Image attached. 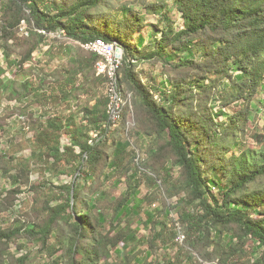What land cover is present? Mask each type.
I'll return each mask as SVG.
<instances>
[{
    "label": "trees",
    "instance_id": "trees-1",
    "mask_svg": "<svg viewBox=\"0 0 264 264\" xmlns=\"http://www.w3.org/2000/svg\"><path fill=\"white\" fill-rule=\"evenodd\" d=\"M171 2L182 24L171 21L141 44L137 32L143 34L147 15L172 19ZM24 21L30 33L20 37ZM53 32L78 43L61 51L70 67L41 68L44 74L18 81L21 72L37 69L26 64L50 44ZM101 37L123 48L117 90L122 85L132 93L136 132L154 138L144 162L151 170L144 173L151 190L145 198L137 196L139 178L132 175L141 170L128 143L98 137L110 130L108 95L67 114L36 115L23 106L44 108L77 97L85 85L79 75L89 80L102 59L81 44ZM2 48L8 67L0 66V91L20 103L15 110L34 134L31 155L0 160L17 185L0 192V213L15 215L9 225L0 221V264H40L27 244L49 256L50 264H191L193 250L218 264H264V133L252 134L258 149L247 145L253 103L264 89V0H0ZM144 62L161 63L164 80L152 76L146 83L138 70ZM7 70L13 78L5 80ZM47 75L57 77V86L46 84ZM101 77L108 84L109 75ZM220 114L224 121L217 120ZM35 170L72 179L32 181ZM111 177L126 189L108 184ZM159 179L163 204L158 215L146 212L152 235L140 237L134 223L141 206L154 202ZM24 185L33 203L17 214L13 206ZM168 198H177L172 208L192 249L186 259L164 261L165 246L177 244L166 227L170 218L160 219L168 214ZM17 240H26L17 246L24 249L20 255L11 251ZM138 245L148 249L144 260Z\"/></svg>",
    "mask_w": 264,
    "mask_h": 264
},
{
    "label": "rangeland",
    "instance_id": "rangeland-1",
    "mask_svg": "<svg viewBox=\"0 0 264 264\" xmlns=\"http://www.w3.org/2000/svg\"><path fill=\"white\" fill-rule=\"evenodd\" d=\"M168 14L172 18L170 20L162 21L158 16L154 15H147V26L141 31L137 32V39L140 41L141 44H146L151 36L153 31H157L159 34L160 28H163L174 21L175 26H179L182 24V18L180 12L174 7L173 3L171 2L168 8ZM152 24H157V26H153ZM30 26L26 21L22 22V26L19 31L20 37H26L29 35ZM47 41L50 44H44L40 49L34 52L33 54V61L26 64V66L33 65L36 70L33 72L23 71L17 76L18 81L27 78L28 75L32 76L33 78L37 77L38 74H44L40 71L41 68L46 70H51L57 68L59 69H67L70 67L69 59L67 56L61 53L63 48L67 46V44L73 45V47H77L78 43L72 40H68L65 38L61 32H53L47 34ZM82 45V44H81ZM52 47V48H51ZM119 49L123 50V48L119 45ZM124 52V50H123ZM74 55V54H73ZM123 61L119 62L118 67L122 64ZM0 66L7 68V64L4 60V49H0ZM141 76L144 78V81L148 83L152 81L154 78L157 77L158 81L164 80L165 76L162 75V65L158 62H144L139 64L138 67ZM99 71V72H98ZM108 74L107 72L101 71L98 67L96 68V73L90 76L89 80H85L82 74L79 75L80 83L85 84L83 86V91H81L77 97H73L69 99V101H60L58 103L51 102L48 104L47 107L40 108L35 107L30 104H23L30 112L37 113L36 115L41 114H51V113H62L67 114L71 111H79L82 106L86 104H94L96 102V96H103L108 95L110 97L109 103V111L111 113V123H110V130L105 135H100L99 139L110 138V142H112L113 136L116 137V140H120L122 143H128V150L135 155V161L140 168V173L133 174L132 177L134 179L142 178V181H136L138 193L137 196L139 198H145L146 195L151 193L149 189L148 183L144 182L145 175L144 173H151L149 168L144 167V162L146 161L148 152L150 151L151 147L154 145V138L147 136L143 133H137V121L135 119L133 105H132V93L128 92L125 87L122 85L119 86L117 90L116 87V95L113 98V94L110 90V84L105 83L104 78L101 75ZM109 75V74H108ZM48 76V75H47ZM46 76V77H47ZM120 77V75H118ZM153 76V77H152ZM110 77V75H109ZM8 78H13V72L11 70H7L4 74V79L7 80ZM57 77L50 75L46 79V84H50L51 86H57ZM20 103L16 100H8L6 96L0 91V160H8L10 153H14L17 157H24L29 156L32 153V137L34 132L29 129L28 126V119L25 115H22L20 110H15ZM129 105V108L127 106ZM253 115H252V123L248 144L256 149L260 147V142L258 141V137L254 138L252 136L253 133H257L260 136L264 133V89L259 93L257 98L253 103ZM215 110H219V104H215ZM232 112V109H227L226 113ZM46 115V116H47ZM218 121H224L226 118V114H220L217 116ZM94 137H97L99 134L98 132H92ZM12 140H14L12 142ZM16 151V152H15ZM238 152V151H237ZM170 165V164H169ZM171 168V173L173 175H177L179 170L176 167ZM112 174V173H111ZM110 174V175H111ZM116 177V176H115ZM111 177L107 183H112L119 191H123L126 189V183L115 182L116 178ZM32 181H39L42 180H49L54 181L55 184L63 183L65 181H71V177L66 175H61L59 177H53L49 173V171L44 170H35L31 175ZM159 189L157 193H154V202L153 200L144 204L139 209L140 214L137 218L134 226L138 230V234L140 237L146 236L149 237L152 235V229L146 225L145 220L147 216L145 215L146 212L153 211L157 215L160 213L159 208L161 207L162 197L164 194L163 188V181L162 179L158 180ZM17 185L12 183L10 176L3 172V169L0 167V192L6 193L8 190L16 187ZM22 189H26L24 193H21L16 202L13 206L15 213L22 214L24 210L29 208L33 201H32V192L27 191V186L24 185ZM160 190V191H159ZM177 202V198H168V214L163 212L160 219H167L169 225L166 227L168 228V233L173 236L175 242L177 244L174 247L165 246L163 255L164 261L171 259L172 256L175 258L176 255H179L180 258L186 259L185 252L186 249H190L187 243V234L183 229L182 224L179 221V211L177 208H172V205H175ZM13 213L9 210L3 211L0 213V221L4 225H9L11 222V218ZM174 232H176L174 234ZM26 242V240H23ZM22 240H17L12 243L11 251L17 253L18 255L24 252V249H19L17 246L23 243ZM28 248H31V254L33 257H37V263L40 264H50L51 258L49 256L43 255L38 253L39 248L37 246H31V244H27ZM142 248L144 252L139 256V259H145L148 256L146 252L148 249L146 247H141L138 245L135 250ZM212 249V248H211ZM126 251L131 250L129 247L125 249ZM194 258L191 261V264H218V260L214 261H207L204 260L199 253L196 251H192ZM154 255L150 256L152 259ZM198 259V260H197Z\"/></svg>",
    "mask_w": 264,
    "mask_h": 264
},
{
    "label": "built area",
    "instance_id": "built-area-1",
    "mask_svg": "<svg viewBox=\"0 0 264 264\" xmlns=\"http://www.w3.org/2000/svg\"><path fill=\"white\" fill-rule=\"evenodd\" d=\"M104 41L105 40L101 38H97L88 43H90L92 46H94L98 50V54L102 56V59L100 60V62L107 65V68L110 69V78H109L110 90L113 94V98H115L114 96L116 95V87L119 85L118 84V70H119L118 61H123L124 52L123 50H120L117 47H115L114 44H113V49H105ZM66 142L70 143V141L68 140H66Z\"/></svg>",
    "mask_w": 264,
    "mask_h": 264
},
{
    "label": "bare ground",
    "instance_id": "bare-ground-1",
    "mask_svg": "<svg viewBox=\"0 0 264 264\" xmlns=\"http://www.w3.org/2000/svg\"><path fill=\"white\" fill-rule=\"evenodd\" d=\"M101 39L105 40L102 37H101ZM113 44H114L115 47H117L119 49V45L118 44H116L114 42H108L106 40L104 41V48L105 49H113ZM82 46L85 49L89 50V51H95V52L98 53V50L94 46H92L90 43H88V42L87 43H83ZM119 62H121V61H118V64H119ZM98 67L100 68L101 71L107 72L110 75V69L107 68V65H105L102 62H98Z\"/></svg>",
    "mask_w": 264,
    "mask_h": 264
}]
</instances>
